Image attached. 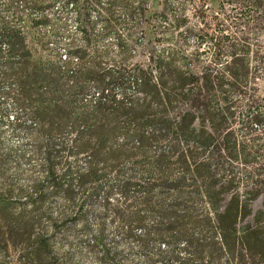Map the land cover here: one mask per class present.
<instances>
[{"label": "trees", "instance_id": "obj_1", "mask_svg": "<svg viewBox=\"0 0 264 264\" xmlns=\"http://www.w3.org/2000/svg\"><path fill=\"white\" fill-rule=\"evenodd\" d=\"M55 1L30 3L40 9ZM153 1L64 0L76 11L83 44L58 63L35 57L20 30L0 25L8 34L15 101L28 110L32 154L43 173L18 201L14 190H0V246L10 252L19 245L17 264H67L51 238L97 204L122 222L126 237L143 251L155 244L169 264H264L263 138L256 130L264 135V82L249 77L250 64L234 60L223 67L229 76L204 66L199 76L182 48H162L152 64L130 65L120 35L122 71L87 60L93 11L108 22L122 9L153 30ZM229 1L246 4L245 17L264 4ZM182 25L177 16L174 30ZM73 56L78 62L71 66ZM92 83L98 96L87 98ZM12 124L25 125L19 117ZM51 198L63 205L57 217L47 207ZM92 248L107 256L102 226Z\"/></svg>", "mask_w": 264, "mask_h": 264}, {"label": "rangeland", "instance_id": "obj_2", "mask_svg": "<svg viewBox=\"0 0 264 264\" xmlns=\"http://www.w3.org/2000/svg\"><path fill=\"white\" fill-rule=\"evenodd\" d=\"M246 6L229 0H168L164 6L163 1L154 0L151 8L156 12L152 19L153 30L146 28V21L141 25L139 21L135 24L122 9H118L114 19L108 22L93 11L92 40L87 60L104 69L122 71V52L117 45L120 35L130 65L152 64L150 57L154 55L156 59L162 48H182L186 56L184 61L199 76H203L204 66L214 68L219 75L229 76L223 67L241 59L252 68L253 74L249 77L258 76V82L263 84L264 4L255 11L249 7L253 11L246 17L241 16L240 9ZM43 16L45 21H42ZM177 16H182L183 20L178 31L174 30ZM0 25L8 30H20L32 42L34 56L47 62L58 63L83 44L76 11L72 4H64V0H56L52 6L44 3L40 9L33 7L30 0H0ZM165 28L174 33L162 35L161 30ZM154 32L158 33L155 35ZM7 35L5 31L0 32V190H14L13 198L18 201V193L21 190L30 192L35 182L43 180V173L39 169L41 159L32 154V137L27 127L31 124L28 110L15 101L14 81L7 64L10 60ZM223 37L225 40H218ZM216 42L223 46V49L219 48L220 52ZM231 45L237 49L232 50ZM77 62L73 56L71 66ZM179 62L183 60L179 59ZM98 92V87L92 83L85 97L95 98ZM13 117H19L25 125L12 124ZM256 130L263 138L261 152L264 156V135L262 129L256 127ZM239 134L243 131L240 130ZM20 199L24 200L25 194ZM62 206L56 198L49 199L47 205L52 217L60 214ZM66 223V227L62 226L59 234L52 236L51 240L61 258H69L67 264H169L157 255L155 244L150 243L149 249L143 251L135 240L126 237L122 222L111 210L103 211L98 204L89 210L84 220L73 218ZM100 226L103 227L107 256L102 248H92ZM134 233L140 235L142 228H135ZM15 246L17 248L10 252H5L0 246V264L18 263L19 245ZM160 248L164 250L166 246L161 243Z\"/></svg>", "mask_w": 264, "mask_h": 264}]
</instances>
